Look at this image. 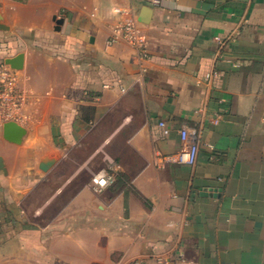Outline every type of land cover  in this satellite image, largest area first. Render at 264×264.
Returning a JSON list of instances; mask_svg holds the SVG:
<instances>
[{"label": "crops", "instance_id": "obj_1", "mask_svg": "<svg viewBox=\"0 0 264 264\" xmlns=\"http://www.w3.org/2000/svg\"><path fill=\"white\" fill-rule=\"evenodd\" d=\"M0 13V59L22 53L25 97L19 140L0 126V264H264V0ZM128 16L144 55L115 37ZM183 126L199 132L195 163H161ZM101 150L115 181L94 192Z\"/></svg>", "mask_w": 264, "mask_h": 264}, {"label": "built area", "instance_id": "obj_2", "mask_svg": "<svg viewBox=\"0 0 264 264\" xmlns=\"http://www.w3.org/2000/svg\"><path fill=\"white\" fill-rule=\"evenodd\" d=\"M154 5H158L160 0H148ZM121 13L122 9L116 8ZM121 36L123 39L132 44L142 55L143 37L141 36L135 17L128 16L124 18L115 29V37ZM114 37V38H115ZM114 38L112 40H114ZM213 73H207L206 78H210ZM25 97L23 90L18 85L16 69L0 59V126L5 122L14 121L20 123L22 120L21 109ZM162 133L167 135L168 127L163 121L159 122ZM179 148L171 154L159 155L161 163H176L193 165L197 158L199 149V132L194 127L183 126L178 129ZM115 162L109 159L106 168L100 169L91 176V189L94 192H100L115 181ZM129 264H143L141 261L135 260ZM176 264V263H173Z\"/></svg>", "mask_w": 264, "mask_h": 264}, {"label": "water", "instance_id": "obj_3", "mask_svg": "<svg viewBox=\"0 0 264 264\" xmlns=\"http://www.w3.org/2000/svg\"><path fill=\"white\" fill-rule=\"evenodd\" d=\"M2 15L0 13V29H6L3 23H1ZM23 55L19 53L13 57L5 59V63L9 64L14 69H19L22 66ZM4 136L13 141H18L23 135L24 129L21 125L14 121L5 122L3 125ZM48 162L40 165L42 169L48 166Z\"/></svg>", "mask_w": 264, "mask_h": 264}, {"label": "rangeland", "instance_id": "obj_4", "mask_svg": "<svg viewBox=\"0 0 264 264\" xmlns=\"http://www.w3.org/2000/svg\"><path fill=\"white\" fill-rule=\"evenodd\" d=\"M98 125L99 124L97 123L96 127L94 128V130H92V133L89 136V141L91 142V144L97 143L100 136H101L99 131H98V129H99ZM102 156H103V150H101L100 154L98 153L97 156H95L93 158V171L94 172L92 174L99 171L100 169H103L104 162L101 159ZM105 167H107V166H105Z\"/></svg>", "mask_w": 264, "mask_h": 264}]
</instances>
